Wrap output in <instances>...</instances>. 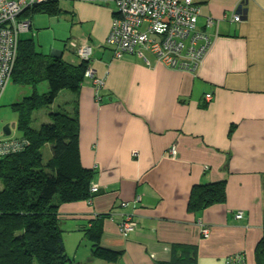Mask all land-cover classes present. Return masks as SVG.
Wrapping results in <instances>:
<instances>
[{"label": "crops", "instance_id": "obj_1", "mask_svg": "<svg viewBox=\"0 0 264 264\" xmlns=\"http://www.w3.org/2000/svg\"><path fill=\"white\" fill-rule=\"evenodd\" d=\"M193 1L200 29L207 18L221 21L207 30L213 45L193 72L170 70L153 57L149 67L132 56L105 65L115 6L67 3L75 34L70 51L77 57V48L93 47L90 68L105 78L103 102L88 78L78 105L82 163L95 172L99 195L60 210L65 247L77 245L67 254L78 264L99 263L88 244L79 254L83 230L109 214L101 246L122 252L120 264H171L176 246L194 247L196 264H225L237 254L254 264L264 225V0H249L239 23L231 18L241 0ZM53 55L65 58L63 51ZM223 181L225 204L189 211L195 186ZM128 215L137 228L125 235L119 225Z\"/></svg>", "mask_w": 264, "mask_h": 264}, {"label": "trees", "instance_id": "obj_2", "mask_svg": "<svg viewBox=\"0 0 264 264\" xmlns=\"http://www.w3.org/2000/svg\"><path fill=\"white\" fill-rule=\"evenodd\" d=\"M60 1L35 2L21 18L32 20L38 14H59ZM104 49L108 50L105 46ZM89 69V62L79 59L77 63L44 54L32 39L19 40L11 83L30 92L12 104L21 137L0 140L4 147L11 142L17 144L16 149L7 147L0 156V264H78L67 254L60 210L67 205L92 202L99 195L92 193L95 172L83 166L80 148L79 96ZM43 85L48 91L41 94L39 88ZM64 91L74 97L70 104L73 111L67 110L69 104L53 110L52 106ZM101 92L100 103L104 99ZM42 112L49 116L50 122L41 123L37 128ZM235 129L231 128L230 137ZM47 146H50L51 158L46 162ZM226 202V181L200 184L193 188L188 208L199 212ZM109 217L110 214L100 215L88 223L89 227L86 224L84 239L92 244L93 260L120 264L122 252L101 246L104 221ZM176 248L177 256L171 264L197 263L194 247ZM254 264H264V225Z\"/></svg>", "mask_w": 264, "mask_h": 264}, {"label": "built area", "instance_id": "obj_3", "mask_svg": "<svg viewBox=\"0 0 264 264\" xmlns=\"http://www.w3.org/2000/svg\"><path fill=\"white\" fill-rule=\"evenodd\" d=\"M47 0H0V100L7 86L11 83L12 73L17 61L19 40L21 34L31 29V22L21 18L23 12L35 2ZM105 4H115L116 11L104 46L109 54L101 58V62L109 66L113 62L123 60L126 56L140 59L143 65H151L150 57L170 70L183 72L195 71L210 52L213 41L208 35V29L219 28L220 20L207 18L204 29L198 27L200 7L193 0H105ZM249 0H241L231 18L239 23L247 12ZM94 49L91 46L77 48L78 59L93 61ZM87 78L92 80L95 98L101 101L100 92L105 86V78L95 75L90 68ZM207 102L212 101V95L206 96ZM15 142L11 145H0V156L7 147L16 149ZM176 156V151H171ZM99 188L92 187V193ZM122 207H127L123 203ZM237 219H242L238 215ZM119 228L123 234L135 231L137 224L132 216H125ZM205 239L210 237V231L202 227ZM225 264H248L241 255L228 257Z\"/></svg>", "mask_w": 264, "mask_h": 264}, {"label": "rangeland", "instance_id": "obj_4", "mask_svg": "<svg viewBox=\"0 0 264 264\" xmlns=\"http://www.w3.org/2000/svg\"><path fill=\"white\" fill-rule=\"evenodd\" d=\"M76 1V0H73ZM71 1V2H73ZM99 0H95L98 2ZM69 0H61L60 1V8L62 9L61 13L54 14V15H36L32 20L28 18V21L31 22L32 28L27 32L21 34L22 40H29L32 39L37 47V49L44 54L53 55L57 51H63L65 53V59L77 60L78 58L73 55L70 50H73V42L69 40L70 36H74L73 33L70 32L71 24H70V15L67 13V7ZM109 5L115 6V4L110 3ZM75 37V36H74ZM100 50V49H97ZM77 58V59H76ZM41 94L46 93L48 91L47 86L43 85L39 88ZM30 92L27 89H23L12 83H9L7 86L4 94L0 100V140H12L18 139L21 137V132L18 129V116L12 108V104L22 100L24 96L28 95ZM70 92L64 91L60 94L59 98L52 106L53 110H58L59 107H64L68 101H70ZM69 103V107H70ZM70 111V108L67 109ZM46 111V110H44ZM43 111V112H44ZM48 111V110H47ZM39 114L38 116V123L37 128L41 127V123H49V116H44V113ZM48 118V120H47ZM46 121V122H44ZM10 132V136H5L6 132ZM44 159L47 162L51 158L50 146H47L44 149ZM90 203V202H89ZM100 216V215H98ZM89 245V250H91V243L88 240L83 241L80 252L84 253L85 245ZM77 246V245H76ZM75 246V247H76ZM70 247V246H69ZM66 248V251H73L74 248ZM226 261V260H225ZM97 264H107L102 261H98Z\"/></svg>", "mask_w": 264, "mask_h": 264}, {"label": "water", "instance_id": "obj_5", "mask_svg": "<svg viewBox=\"0 0 264 264\" xmlns=\"http://www.w3.org/2000/svg\"><path fill=\"white\" fill-rule=\"evenodd\" d=\"M52 56H55V55H52ZM60 58H61V56H60ZM5 136H7V137L10 136V132L7 131L6 134H5Z\"/></svg>", "mask_w": 264, "mask_h": 264}]
</instances>
